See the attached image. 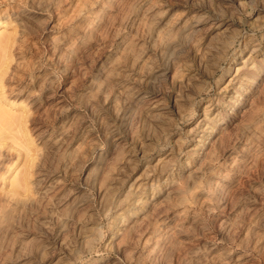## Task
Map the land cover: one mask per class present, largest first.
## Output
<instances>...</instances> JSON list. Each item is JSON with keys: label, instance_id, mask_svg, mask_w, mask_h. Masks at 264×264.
Segmentation results:
<instances>
[{"label": "rangeland", "instance_id": "rangeland-1", "mask_svg": "<svg viewBox=\"0 0 264 264\" xmlns=\"http://www.w3.org/2000/svg\"><path fill=\"white\" fill-rule=\"evenodd\" d=\"M0 47V264H264V0H0Z\"/></svg>", "mask_w": 264, "mask_h": 264}, {"label": "bare ground", "instance_id": "bare-ground-1", "mask_svg": "<svg viewBox=\"0 0 264 264\" xmlns=\"http://www.w3.org/2000/svg\"><path fill=\"white\" fill-rule=\"evenodd\" d=\"M6 47H0V61H1V57L4 56V54L2 53L3 50H5ZM6 67V66H5ZM5 67H4V62L3 60L0 62V96H1V100L2 97L4 96V90H2L3 84H2V80L5 74ZM7 68V67H6ZM4 99V98H3ZM1 100H0V127H4L5 128L8 126L9 128L11 127L12 124H14V122H16L17 118H15L13 115H11L9 112V109L6 108L7 112L4 108L1 107ZM3 101V100H2ZM3 106V105H2ZM11 110V109H10ZM13 114V113H12ZM18 122V121H17ZM17 125V124H16ZM13 126V125H12Z\"/></svg>", "mask_w": 264, "mask_h": 264}]
</instances>
